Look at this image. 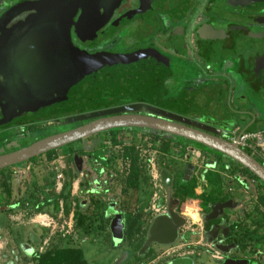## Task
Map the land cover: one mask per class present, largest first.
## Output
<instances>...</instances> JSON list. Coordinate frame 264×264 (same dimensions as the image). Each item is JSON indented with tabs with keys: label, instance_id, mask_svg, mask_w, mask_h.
<instances>
[{
	"label": "flooded vegetation",
	"instance_id": "af4514ba",
	"mask_svg": "<svg viewBox=\"0 0 264 264\" xmlns=\"http://www.w3.org/2000/svg\"><path fill=\"white\" fill-rule=\"evenodd\" d=\"M53 16L68 20L73 46L84 57L95 58L86 66L102 94L91 105H103L18 120L21 105L7 114L0 108V155L91 121L67 123V117L130 105L146 109L126 113L172 123L231 124L223 129L227 139L232 131L254 129L264 134V0H0V89L6 73L15 76L21 68L35 69L37 57H29L27 63L21 40L28 25ZM40 57L43 68L52 61L47 54ZM44 121L50 123L40 125ZM134 129L147 128L106 131ZM152 131L174 143L176 153H183L179 159L186 166L178 192L181 184L192 180L194 171L192 168L190 175L186 173L192 164L186 150L207 148ZM104 159L106 156L100 154L95 161ZM159 172L161 176V169ZM155 186L158 193V184ZM4 209L7 212L9 207Z\"/></svg>",
	"mask_w": 264,
	"mask_h": 264
},
{
	"label": "rangeland",
	"instance_id": "374dc122",
	"mask_svg": "<svg viewBox=\"0 0 264 264\" xmlns=\"http://www.w3.org/2000/svg\"><path fill=\"white\" fill-rule=\"evenodd\" d=\"M262 136L253 156L264 161ZM170 144L164 151L162 135L148 129L105 131L1 171L0 209H9L0 211V264H55L44 256L61 247L80 248L87 264H223L225 259L231 264H264L255 259L264 260V233L240 242L242 239L233 234L234 226L225 219L227 215L221 223L226 222L227 230L213 232L209 243L193 245L183 235L179 246H174L177 241L153 244L148 234L150 222L159 213L152 209L151 198L157 193L155 184H165L160 172L159 179L154 177L152 162L159 171L166 169L177 176L160 200V205L166 203L169 210L181 215L188 210L195 219L206 222L210 205L221 195H230L237 200L241 216H254L256 223L264 221V187L244 174L234 160L220 167L227 175L218 174L215 179H221V183L234 180L241 190L229 188L228 182L226 193L224 186H214V180L210 181L212 191L194 190L184 197L178 194L176 188L186 162L179 159L183 153H176L174 143ZM100 154L106 159L97 163ZM213 160H205L201 171L215 168ZM194 181L196 186V179L190 186ZM118 214L123 223L119 240L111 229ZM30 219L40 222L35 223L39 229L35 234L31 233L35 227L28 223ZM249 246L255 249L251 252ZM253 251L256 253L252 255Z\"/></svg>",
	"mask_w": 264,
	"mask_h": 264
},
{
	"label": "water",
	"instance_id": "95a60500",
	"mask_svg": "<svg viewBox=\"0 0 264 264\" xmlns=\"http://www.w3.org/2000/svg\"><path fill=\"white\" fill-rule=\"evenodd\" d=\"M26 30V34L23 35L24 39L21 40V45L26 49L23 48L21 52L25 54L26 60L29 57H37L33 62H37V66L34 70L24 71L21 68L15 76L5 74V80L0 89V108L4 113L14 112V106L21 105L19 117L15 118L18 120L30 115L41 116L103 105L98 102L94 106L91 105V101L99 100V96L102 94L95 88L94 76L91 77L86 66V62L95 58L84 57L73 46L68 20L58 16L39 18L31 26L28 25ZM29 46L36 48L28 49ZM30 52L38 56H28L27 53ZM43 54H47L48 61L52 60L48 62L46 68L41 67L43 60L40 56ZM51 62L54 64H49ZM144 109L146 108L140 105H130L67 117V123L91 121L50 134L11 153L1 154L0 169L30 160L109 129L139 127L184 138L205 146L211 151L221 153L248 168L264 183V163L238 144L224 137L223 129H228L231 124H223L220 127L194 122L178 124L146 115L126 113ZM192 168L193 165L188 164L186 173L190 175ZM162 179L167 186H170L173 175L164 169L162 170ZM236 206L237 201L234 198L216 202L211 205V211L205 215V220H216L224 214L225 209H233ZM169 214L170 219L161 216L155 217L148 233L151 241L163 245L176 242L177 229L186 223V219L175 210H169ZM111 229L116 239H121L123 223L119 214L113 218ZM223 262V264H231L230 259H225Z\"/></svg>",
	"mask_w": 264,
	"mask_h": 264
},
{
	"label": "crops",
	"instance_id": "0c3cea01",
	"mask_svg": "<svg viewBox=\"0 0 264 264\" xmlns=\"http://www.w3.org/2000/svg\"><path fill=\"white\" fill-rule=\"evenodd\" d=\"M193 148H195V147H193ZM193 148H188V150H186V152H189L190 154L194 155V156L189 155L191 158V163L193 164V168H194V171L191 174V176H192V179H196V187L194 190L197 192H199V190H201V189L202 190L205 189L206 191H212V190H210L213 188L212 183L210 182V179L215 177V176H218V174L227 175L225 173V171L222 170L221 168L223 166H227V163H232V160H230L228 158H224V157L222 158L220 155L217 156L211 150H209V149L206 150V148H205L206 151H202V150H200V148H198L200 151H196ZM210 157H212L214 159L213 162H214L215 168L205 167L204 170L201 171L202 165L205 163V160L209 161ZM167 171L173 175V180H175L177 178L175 173H172L169 170H167ZM220 177H222V176H220ZM221 181L222 180H220V181L216 180L215 181L216 185H214V186L217 187V184H220V186H224L226 193L229 192L228 187L233 188L234 191L236 190V188L241 190L238 187V184H236V181H234V180H231V179L225 180V182H223V183H221ZM225 183L226 184L228 183V185H227L228 187L225 186L226 185ZM158 188H159L158 189V196L156 197V199L151 198V204L153 206V209H155V212L159 209L157 211L159 214H156L154 216V218L151 219L150 223H152L153 220L155 219V217H157V216H161L164 218L167 217V219L171 218V216L169 214L168 205L166 203L163 205H160V200L162 198V194L164 196L166 194L165 191L167 192L169 188L167 187L166 184L164 185V187L159 185ZM165 197H166V195H165ZM220 197L221 198L218 200H215L214 203L219 202L221 199H223L225 197H228V195L227 196L221 195ZM230 198H233V196ZM211 205H210V208H211ZM226 210L227 209H225L224 214L221 217H219V218H221V220L218 221L219 223L215 222L217 224H212V225H208L207 221L202 222V219L201 220H198V218L195 219L194 216L191 213H189V211L187 210L186 212L188 214H186V212H185V214L182 215L183 217H185L186 223L177 229V231H178V236H177L178 238L176 240L177 243L181 240L183 235L186 236V239H188V241H190V243L193 245H197L201 241H206L209 243V239H210L213 232L216 231V234H217V232L221 231V229L227 230V226H226L225 221L223 222L224 224L221 225L222 218L224 217V215H227V216H225V219H229L232 227L234 226L233 234L236 237H238V239H242V241L239 240L240 242L250 241L251 237H254V236L259 237L261 235V233H264V221L256 223L257 218L254 216L251 219H245L243 216L240 215V207L238 205V202H237V206L235 208L230 209L229 212ZM241 221H244V226H240ZM28 223H30L31 226L36 228V229L33 228L32 232H31L32 234H35L36 233L35 231L39 230L35 223H40V222L36 219H30ZM234 224H236V225H234ZM237 224H239V225H237ZM261 225H263V226L261 227ZM196 234H199V235L201 234V237H198V235H196ZM153 244H159V243L155 242ZM179 244L180 243L175 244L174 246H177V245L179 246ZM182 244H184V243H182ZM262 246H264L263 243H262ZM238 247H239V245H238ZM249 248H250L251 252H252V249H255L254 246H249ZM254 253H256V251H253L252 255ZM255 257H256L255 259L258 261H264L263 257H257V256H255Z\"/></svg>",
	"mask_w": 264,
	"mask_h": 264
},
{
	"label": "trees",
	"instance_id": "16d2710c",
	"mask_svg": "<svg viewBox=\"0 0 264 264\" xmlns=\"http://www.w3.org/2000/svg\"><path fill=\"white\" fill-rule=\"evenodd\" d=\"M250 130H254V129H249L248 131H250ZM169 148H170V142L168 140H163L162 149L164 151H168ZM53 151H55V150H51L47 154H51V153H53ZM258 160L260 162L264 163L263 160H261V159H258ZM239 167H240V170L242 172H244V174L250 175L253 178L259 180L261 182L262 186L264 187V183L255 174H253L248 168H245L241 164H239ZM217 177L215 176V177L211 178L210 181L217 180V179H215ZM220 180L221 179H219V181ZM195 187H196L195 186V181L192 183L191 186H190V182L187 183V184H181V186L179 187V190H178V194H180L182 197L187 196V194H189L192 191H194ZM230 197H232V196L225 197V198L221 199L220 201H225V200L229 199ZM1 209H0V211H4L5 210V209H2V210ZM220 220H221V218H218L216 220H210V221L218 222ZM46 253L47 254L44 256V259L47 258L51 262H55V264H87V262L83 259V254H82V251L80 250V248H76V247H61V248H56L55 250H49Z\"/></svg>",
	"mask_w": 264,
	"mask_h": 264
},
{
	"label": "built area",
	"instance_id": "2783aa9c",
	"mask_svg": "<svg viewBox=\"0 0 264 264\" xmlns=\"http://www.w3.org/2000/svg\"><path fill=\"white\" fill-rule=\"evenodd\" d=\"M261 138H262V132L259 130H250V131L247 130L240 133L232 131L228 137L230 141L238 144L240 147L244 148L245 150H248L252 155H256V153L258 152L257 141H259ZM152 166L154 171V177L157 178L159 176V169L156 167L155 163L153 162H152ZM252 181H256V179L253 178ZM156 184H158V186L160 185L158 182ZM157 196L158 193H155L153 198L156 199Z\"/></svg>",
	"mask_w": 264,
	"mask_h": 264
}]
</instances>
